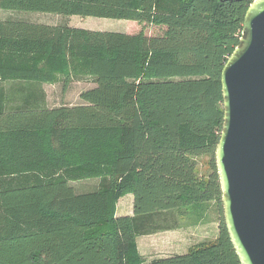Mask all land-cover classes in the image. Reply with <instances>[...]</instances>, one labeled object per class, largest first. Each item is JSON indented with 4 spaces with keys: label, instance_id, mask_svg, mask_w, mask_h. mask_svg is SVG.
<instances>
[{
    "label": "trees",
    "instance_id": "trees-1",
    "mask_svg": "<svg viewBox=\"0 0 264 264\" xmlns=\"http://www.w3.org/2000/svg\"><path fill=\"white\" fill-rule=\"evenodd\" d=\"M251 1L0 0L3 10L131 25L119 33L0 20V264H240L215 150L221 70ZM60 77L94 86L78 105L45 107L42 85ZM85 179L98 188L76 193L70 183ZM125 194L132 215L116 216ZM212 203L215 239L141 258L138 237L178 229L182 209L201 221Z\"/></svg>",
    "mask_w": 264,
    "mask_h": 264
},
{
    "label": "water",
    "instance_id": "water-1",
    "mask_svg": "<svg viewBox=\"0 0 264 264\" xmlns=\"http://www.w3.org/2000/svg\"><path fill=\"white\" fill-rule=\"evenodd\" d=\"M220 83L215 166L224 225L240 264H264V0L249 4Z\"/></svg>",
    "mask_w": 264,
    "mask_h": 264
},
{
    "label": "rangeland",
    "instance_id": "rangeland-1",
    "mask_svg": "<svg viewBox=\"0 0 264 264\" xmlns=\"http://www.w3.org/2000/svg\"><path fill=\"white\" fill-rule=\"evenodd\" d=\"M0 20H22L31 23L46 24V25H63L75 28L88 29L93 31L101 32H129L128 29L131 27L129 21L113 20V19H102L94 17H79V16H63L53 13H35V12H24L16 10H3L0 9ZM147 35H154L158 33V29L154 27H145ZM94 86L93 81L90 78L83 80H76L74 77L70 79V82L65 83L64 77H60L59 81L55 84H44L42 85V91L45 94V107L54 108L62 105L74 106L81 103L79 94L87 89ZM206 158H201L200 163L205 162ZM204 164V163H203ZM201 166V172H206L205 165ZM71 187L76 193H85L95 191L98 188V179H85L78 182L70 183ZM133 197L131 194H125V196L118 199L115 208L116 216L120 215H132ZM210 205L206 209V213L210 214ZM214 208V217L216 224L210 231L209 240H213L218 235V224L217 215ZM177 222L180 227L191 228L192 223H198L195 221L197 215L194 213L192 208L182 209L176 212ZM179 227V229H180ZM183 229L177 231L175 234L166 233L155 235L150 238H139L137 244V250L141 258L148 262L154 258H161L164 256L175 255L183 251V245H186V241L183 238ZM186 232V231H185ZM187 236L199 235L203 232L201 228H198L196 232L194 230H188ZM206 236V235H205ZM200 238V237H199ZM201 240V239H200ZM186 247V246H185Z\"/></svg>",
    "mask_w": 264,
    "mask_h": 264
},
{
    "label": "crops",
    "instance_id": "crops-1",
    "mask_svg": "<svg viewBox=\"0 0 264 264\" xmlns=\"http://www.w3.org/2000/svg\"><path fill=\"white\" fill-rule=\"evenodd\" d=\"M214 204H210V214L206 213L203 217V219L198 222L197 224L196 223H192V227L191 228H187V227H180V229H183L181 231H183V238L185 239L186 241V245H183L182 248L183 251L180 252V253H176L175 255H180V254H183V253H186V251L188 250L189 247H191L192 245L200 242V241H204V240H209V234H210V231L213 229L214 227V224H216V219L214 217V208H213ZM198 228H201L203 230V232H205V234L201 233L200 236L199 235H194V236H187L186 234L190 232H188V230H194V232H196V230H198ZM180 229H176V230H171V231H162V232H159V233H156V234H153V235H147V236H141V237H138L137 238V244H138V239L139 238H150V237H153L155 235H159V234H166V233H173L175 234L177 231H180ZM187 233H186V232ZM206 235V236H205ZM200 237V238H199ZM201 239V240H200ZM186 246V247H185ZM164 257H167V256H164Z\"/></svg>",
    "mask_w": 264,
    "mask_h": 264
}]
</instances>
